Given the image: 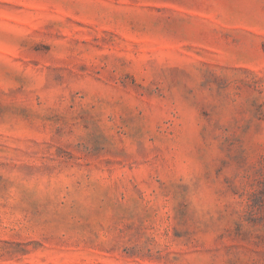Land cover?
Wrapping results in <instances>:
<instances>
[{
    "label": "rangeland",
    "instance_id": "rangeland-1",
    "mask_svg": "<svg viewBox=\"0 0 264 264\" xmlns=\"http://www.w3.org/2000/svg\"><path fill=\"white\" fill-rule=\"evenodd\" d=\"M0 264H264V0H0Z\"/></svg>",
    "mask_w": 264,
    "mask_h": 264
}]
</instances>
